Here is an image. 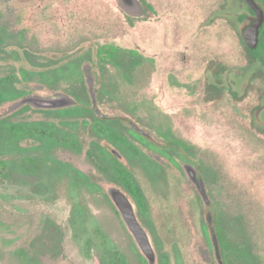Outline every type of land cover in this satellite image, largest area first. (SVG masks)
I'll return each mask as SVG.
<instances>
[{
  "label": "rangeland",
  "instance_id": "obj_1",
  "mask_svg": "<svg viewBox=\"0 0 264 264\" xmlns=\"http://www.w3.org/2000/svg\"><path fill=\"white\" fill-rule=\"evenodd\" d=\"M142 1L149 14L131 16L116 0H0V264H147L106 193L124 182L111 173L116 160L98 158L87 76L102 113L123 114L177 147L203 178L208 207L179 169L159 166L154 176L145 156L153 149L126 128L103 131L109 152L112 141L122 148L154 264H218L208 213L242 244L247 257L235 264H264V130L244 129L237 102L226 95L210 104L195 83L209 59L224 61L236 81L250 71L238 20L244 5ZM222 9L230 13L217 16ZM58 92L76 103H19Z\"/></svg>",
  "mask_w": 264,
  "mask_h": 264
},
{
  "label": "flooded vegetation",
  "instance_id": "obj_2",
  "mask_svg": "<svg viewBox=\"0 0 264 264\" xmlns=\"http://www.w3.org/2000/svg\"><path fill=\"white\" fill-rule=\"evenodd\" d=\"M243 5L244 9L239 13V16L242 17V24H246L249 21V18L254 16V12L250 8V6L245 2V0H240ZM258 6L262 9L263 12V21L262 25L259 30L258 34V42L255 47H249L245 44L242 36H241V29H240V36L242 39V42L245 47L247 61L250 64V71L247 74L244 75H238L239 81L233 80L229 72L226 70V65L224 61L217 60V59H209L206 66L203 68L201 72V77L196 79L197 82L202 84L201 89L198 92H202L204 98H208L209 103L212 104L213 101H219L225 98L226 95L229 96V98L233 102H237L241 108H242V119L241 124L243 125V128H248L247 125H252L251 128L264 130V0H254ZM224 9V7H223ZM221 10L217 13V16L219 15H228L230 12H226L225 10ZM145 14H149L145 11ZM216 15H211V17L207 18L206 25L203 27L202 31L206 34H209V30L214 27V18ZM147 17V16H146ZM243 24V25H244ZM242 27V26H241ZM201 30H198L196 32V37L198 35H201ZM225 39V37H223ZM180 64H182L183 59L177 60ZM176 63V61H175ZM164 67L172 66L169 62V60L163 61ZM84 71L89 73L90 66L85 64L83 67ZM175 71V70H173ZM172 69L169 70V72H173ZM176 72V71H175ZM174 72V73H175ZM167 76V75H166ZM182 76H179L178 73L174 75L175 81L172 83L174 84V87H176L177 80L181 78ZM193 77V76H192ZM176 82V83H175ZM87 83L90 88L89 97L92 98L93 106H92V112L94 113V124L96 126V129L98 131V136L100 138V143H102V147L98 150V158H100L101 162L104 163L106 158V153L112 157V159L116 160L115 164H111L112 171L111 173H114L116 176H120L121 179H123V184H120L123 186L122 188L117 185H110L107 184L106 193L109 199L111 200L113 206L116 209L117 214L120 216L119 210L116 207L114 201L111 199L109 195V189L110 188H117L121 193L125 195L126 198H128L135 206V214L136 219L139 222V224L151 235L150 231L146 228L145 225H143V222L139 220L138 217V209H137V203L132 200V195L130 192H135V189L132 187L133 182H131L129 172L122 166V154L121 150L122 148H118L114 145V142L110 144L113 148L109 152V148L107 147V139L103 136V131L107 130L109 132V136H115L120 133L119 130H124L125 128L130 132V135L133 136L135 139H138L140 141L145 142L146 146L152 148L153 150H147L145 153V156L150 159L153 163L150 165V171L154 173V176H156L155 170L159 168V166H166L169 169L173 170V167L176 169H179V171L184 172L185 175L188 177L190 182L194 185L196 190L198 191L203 203L205 206H209L210 202L208 199V194L206 192V188L204 186V181L202 176L199 174V168L195 164V162L185 159V157L182 155L181 150H179L177 147H173V145H163L161 144L155 137V135L143 128H141L137 123L132 121L129 117L123 115V114H116L115 117L108 116L100 111V109L97 106L96 103V92H94L93 89V79L91 76H87ZM251 93H255V96L253 98H249V95ZM249 98V99H248ZM119 113V112H117ZM109 123L111 122V126L105 127L103 126V123ZM122 135V134H121ZM165 140L168 142L171 141V139H168V137H165ZM173 155H178L185 160L184 162L180 163L178 160L173 158ZM107 162V161H106ZM113 162V160H112ZM108 167L109 164L107 163ZM160 169V168H159ZM111 170V168H110ZM151 174V173H150ZM153 175V174H151ZM128 189V190H127ZM120 220L122 225L124 226L125 230L129 234L130 238L133 240L132 236L130 235L128 229L125 227L123 220L120 216ZM207 221L208 224L212 226L213 235L215 236L216 242L214 243L211 239V244L213 247V251L215 252V258L218 262V264H226L224 260V256L221 252L220 245L217 241L216 236V225H213L212 216L210 213L207 214ZM211 232V231H210ZM134 242V240H133ZM204 254L206 252H203ZM144 256V255H143ZM145 258V257H144ZM146 260V259H145Z\"/></svg>",
  "mask_w": 264,
  "mask_h": 264
},
{
  "label": "water",
  "instance_id": "obj_3",
  "mask_svg": "<svg viewBox=\"0 0 264 264\" xmlns=\"http://www.w3.org/2000/svg\"><path fill=\"white\" fill-rule=\"evenodd\" d=\"M116 2L118 6L128 15L141 16L144 14V8L139 0H116ZM245 2L254 12V16L249 18V21L242 27L241 36L246 45L249 47H255L258 42V34L263 21V12L254 0H245ZM30 97L32 96L22 98L19 103L39 99L37 104L40 107L54 109L71 106L76 103V100L72 96L63 92L55 93L53 96L46 98L32 97L31 99ZM109 195L118 208L123 223L132 236L136 247L144 255L147 264H154V246L149 233L136 219L134 204L117 188H110ZM212 230V226L210 225L212 240L215 243L216 239Z\"/></svg>",
  "mask_w": 264,
  "mask_h": 264
},
{
  "label": "trees",
  "instance_id": "obj_4",
  "mask_svg": "<svg viewBox=\"0 0 264 264\" xmlns=\"http://www.w3.org/2000/svg\"><path fill=\"white\" fill-rule=\"evenodd\" d=\"M140 1L142 2V4H145L142 0ZM242 17L243 16L238 17V20L240 22L242 21ZM12 128H15V126L12 125ZM3 166L4 162L0 160V171ZM216 236L226 264H235L236 261L238 262L239 260H243V258L245 259V257H247L245 256L246 253L242 249H240L242 244H240L238 240L234 241V239L229 238L225 232V229L216 227Z\"/></svg>",
  "mask_w": 264,
  "mask_h": 264
}]
</instances>
